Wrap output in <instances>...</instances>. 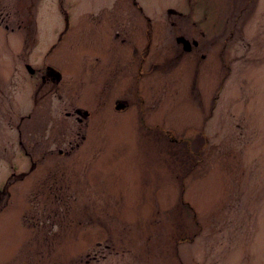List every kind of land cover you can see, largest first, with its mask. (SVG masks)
Here are the masks:
<instances>
[{"label": "rangeland", "instance_id": "1", "mask_svg": "<svg viewBox=\"0 0 264 264\" xmlns=\"http://www.w3.org/2000/svg\"><path fill=\"white\" fill-rule=\"evenodd\" d=\"M249 1L62 0L64 27L53 0H0V264H264V0Z\"/></svg>", "mask_w": 264, "mask_h": 264}, {"label": "flooded vegetation", "instance_id": "2", "mask_svg": "<svg viewBox=\"0 0 264 264\" xmlns=\"http://www.w3.org/2000/svg\"><path fill=\"white\" fill-rule=\"evenodd\" d=\"M33 1H35V0H27L28 5L31 4V3H33ZM131 1H133V4H135V5L137 4V0L136 1L135 0H131ZM119 2L120 3H118L119 5H118L117 8H124L121 5V3H123V1H119ZM248 2H250V1L248 0ZM53 3L55 4V7L54 8L56 9V12H58V14H60L63 17V19H64V25H67L68 24V20H69V16H68V14L66 12V9L64 7L65 4L62 3V0H53ZM105 9H107V8H105ZM23 11L26 12L25 16H28V17L31 16V12H32L31 9L28 10V9L24 8L22 10V12ZM116 11L117 10L115 9L113 12L115 13ZM107 12H108V9H107ZM172 13H175V12H172ZM12 17L15 19L14 16H12ZM110 17H111V12L108 13V17L107 18L109 19ZM187 19L190 20L189 17H187ZM21 22H22V25L24 26V23H23V20L22 19L19 21V23H21ZM116 25L119 27V29L121 28L120 23H118ZM4 28L8 29L6 25H5ZM113 33L114 34H111V35L109 34V36L112 39L110 41V37H109V45H108V47H109V53H110L109 56H111V58H110V61L108 60V63L110 64V62H111L110 65H113L114 67H116L117 66V61L118 62L120 61V55L118 53L117 54H111V53H114V51H118L120 53V50L121 49L119 47H116L117 44H115L114 41L116 40V38L120 37L121 33L118 31L117 28H116V30ZM203 33L204 32L201 31V34L202 35H203ZM62 37H60V39H59L60 41H62ZM144 37H145V35H144ZM181 37H183V36H181ZM129 38H130V36L127 34V35L123 36L120 39L122 43H125L126 44V48H125L123 54H125L127 52V50L130 49V44H129L130 39ZM177 38H179V37H177ZM177 38H176V40H177ZM183 38L185 40H187L185 37H183ZM191 41L193 42V44H195V46L198 45L197 40L192 39ZM181 44H182L183 49H184V44L183 43H181ZM15 49H18V48H15ZM131 50L134 53L137 52L135 47H133ZM146 51H147V45H144L138 51V54H139V56H138L139 75H141V77H140L141 79L145 77V75H144V66H145L146 59H147V53H146ZM128 54H130V51H128ZM22 66H23L22 69L25 70V71H27L30 75H33L34 73H36V69L35 68H32V69H34L33 72H30L31 70L29 68H27L28 66H30L28 62H24ZM43 69H44V71H43V73H41L40 79H42L43 81H45L46 79H50L55 84H59L60 83V81H61L62 78L60 76V71L57 68H55V67L53 68V67L49 66L48 64H45L43 66ZM2 70H3V67H0V80L4 78V75H3V71ZM119 102L122 103L123 106H122V108L120 110H117L115 108V105L118 104ZM116 104L114 105V108L118 112H120L121 110H125L127 108L126 107L127 106V103H125V102H123L121 100H116ZM75 114L79 116V117H77V119H82L80 116H83L85 118L88 117V116H84V111L80 110L79 108H77L75 110ZM66 115H72V114L70 112H66ZM20 134H21V132H20ZM19 144L23 147V144H22V134H21V137H20V140H19ZM4 193H5V190L0 189V195L1 194L3 195Z\"/></svg>", "mask_w": 264, "mask_h": 264}, {"label": "water", "instance_id": "3", "mask_svg": "<svg viewBox=\"0 0 264 264\" xmlns=\"http://www.w3.org/2000/svg\"><path fill=\"white\" fill-rule=\"evenodd\" d=\"M177 41H184V50L188 51L190 49V45H189V42L188 41H185L182 37H180ZM123 104L122 103H119L116 108L119 109V107H122Z\"/></svg>", "mask_w": 264, "mask_h": 264}]
</instances>
